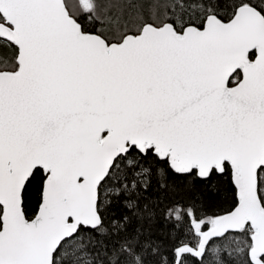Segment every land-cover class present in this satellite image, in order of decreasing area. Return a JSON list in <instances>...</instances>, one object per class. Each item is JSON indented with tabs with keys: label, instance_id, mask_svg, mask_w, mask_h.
Returning a JSON list of instances; mask_svg holds the SVG:
<instances>
[{
	"label": "snow or ice",
	"instance_id": "1",
	"mask_svg": "<svg viewBox=\"0 0 264 264\" xmlns=\"http://www.w3.org/2000/svg\"><path fill=\"white\" fill-rule=\"evenodd\" d=\"M0 264H264V0H0Z\"/></svg>",
	"mask_w": 264,
	"mask_h": 264
}]
</instances>
